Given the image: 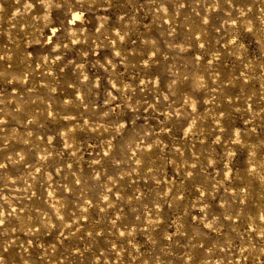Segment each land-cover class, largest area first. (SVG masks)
<instances>
[{"label":"rangeland","instance_id":"1","mask_svg":"<svg viewBox=\"0 0 264 264\" xmlns=\"http://www.w3.org/2000/svg\"><path fill=\"white\" fill-rule=\"evenodd\" d=\"M0 264H264V0H0Z\"/></svg>","mask_w":264,"mask_h":264},{"label":"bare ground","instance_id":"2","mask_svg":"<svg viewBox=\"0 0 264 264\" xmlns=\"http://www.w3.org/2000/svg\"><path fill=\"white\" fill-rule=\"evenodd\" d=\"M80 14V13H79ZM76 15V14H75ZM78 15V14H77Z\"/></svg>","mask_w":264,"mask_h":264}]
</instances>
